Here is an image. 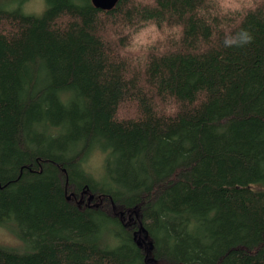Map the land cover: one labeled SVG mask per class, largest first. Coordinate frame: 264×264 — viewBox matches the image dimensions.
Masks as SVG:
<instances>
[{"label":"trees","instance_id":"obj_1","mask_svg":"<svg viewBox=\"0 0 264 264\" xmlns=\"http://www.w3.org/2000/svg\"><path fill=\"white\" fill-rule=\"evenodd\" d=\"M238 2L0 7V215L26 247L0 264H264V0Z\"/></svg>","mask_w":264,"mask_h":264},{"label":"rangeland","instance_id":"obj_2","mask_svg":"<svg viewBox=\"0 0 264 264\" xmlns=\"http://www.w3.org/2000/svg\"><path fill=\"white\" fill-rule=\"evenodd\" d=\"M46 6V0H0L1 8L19 9L23 14L34 16H40ZM85 166L88 171L101 177L104 168L103 156L97 152L92 154ZM6 213L4 216L0 215V245L18 250L26 249L25 244L15 234L18 231V211L10 209Z\"/></svg>","mask_w":264,"mask_h":264},{"label":"clouds","instance_id":"obj_3","mask_svg":"<svg viewBox=\"0 0 264 264\" xmlns=\"http://www.w3.org/2000/svg\"><path fill=\"white\" fill-rule=\"evenodd\" d=\"M232 5H235L232 7ZM242 5L238 0H220V7L222 10L227 12H238L241 10ZM253 40L251 33L246 29H240L237 32H227L223 37V45L225 47H243L244 45L250 44Z\"/></svg>","mask_w":264,"mask_h":264},{"label":"water","instance_id":"obj_4","mask_svg":"<svg viewBox=\"0 0 264 264\" xmlns=\"http://www.w3.org/2000/svg\"><path fill=\"white\" fill-rule=\"evenodd\" d=\"M117 2L118 0H91V3L101 10H110Z\"/></svg>","mask_w":264,"mask_h":264}]
</instances>
